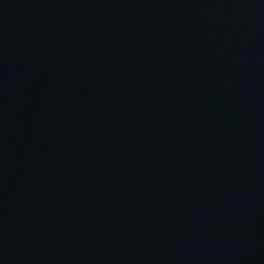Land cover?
Listing matches in <instances>:
<instances>
[{
  "label": "water",
  "instance_id": "water-1",
  "mask_svg": "<svg viewBox=\"0 0 264 264\" xmlns=\"http://www.w3.org/2000/svg\"><path fill=\"white\" fill-rule=\"evenodd\" d=\"M0 264H264V0H0Z\"/></svg>",
  "mask_w": 264,
  "mask_h": 264
}]
</instances>
